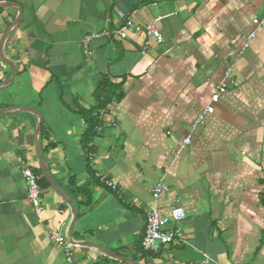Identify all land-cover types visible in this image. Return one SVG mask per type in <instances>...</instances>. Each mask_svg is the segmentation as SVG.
Masks as SVG:
<instances>
[{"label": "crops", "instance_id": "crops-1", "mask_svg": "<svg viewBox=\"0 0 264 264\" xmlns=\"http://www.w3.org/2000/svg\"><path fill=\"white\" fill-rule=\"evenodd\" d=\"M0 4L15 5L0 8V38L18 20L3 49L13 78L0 61V84L11 80L0 90V264H123L85 243L135 264H200L202 255L211 264H264V30L252 25L264 20V0ZM127 18L153 25L163 42L131 29L122 40L103 36ZM86 36L98 37L83 45ZM228 67L237 86L227 82L213 114L192 129ZM102 78L121 84L110 115L94 98ZM23 109L41 117L42 162L77 211L71 233V211L38 166L39 120ZM89 110L100 126L86 136L80 111ZM24 168L41 192L38 215ZM160 182L169 190L155 201ZM175 206L184 210L185 245L145 254V213ZM50 230L71 245L68 259Z\"/></svg>", "mask_w": 264, "mask_h": 264}, {"label": "built area", "instance_id": "built-area-1", "mask_svg": "<svg viewBox=\"0 0 264 264\" xmlns=\"http://www.w3.org/2000/svg\"><path fill=\"white\" fill-rule=\"evenodd\" d=\"M161 19L162 17L157 18V20ZM252 25L264 30V20L253 19ZM130 29L133 30L135 34L143 32L144 36L149 41L153 40L157 44H161L163 42L161 35L153 25H146L143 27L134 26L129 18L124 20V24L119 30L113 32L112 34H103V36L112 35L115 38L122 40L126 38ZM97 37L98 36H86L83 38L82 44L86 45L91 39ZM254 37V33H250L246 37L242 51L248 48L249 43L254 39ZM144 45L146 47L148 43H145ZM231 78L232 71L231 68L228 67L224 71L223 82L215 87L214 92L210 97L209 104L206 105L200 114L195 118L191 126L192 129H196L197 127L203 125L205 119L213 114L214 105L218 103L219 97L226 93L227 82H229L233 87L237 86ZM115 105V102L108 104L105 109V114L110 115ZM111 125L114 126L113 123ZM189 145V139H184L179 148V152L185 150ZM22 178L25 184L27 201L32 207L34 213L38 215L42 212V206L40 204L41 192L37 185L35 174L30 168H24L22 171ZM168 190V187L164 183L160 182L151 189V196L155 201H157L162 195L167 193ZM184 219L185 214L181 206H175L168 214H162L157 210L147 211L145 213L144 231L140 244L142 251L149 254H158L166 247H181L185 245V237L181 229V224ZM48 236L50 242L59 248L64 257L68 259L70 257L71 245L67 243L66 239L55 230H50ZM202 257L203 258L200 264H211L207 256L202 255Z\"/></svg>", "mask_w": 264, "mask_h": 264}, {"label": "water", "instance_id": "water-1", "mask_svg": "<svg viewBox=\"0 0 264 264\" xmlns=\"http://www.w3.org/2000/svg\"><path fill=\"white\" fill-rule=\"evenodd\" d=\"M12 7L15 8V5L14 4H0V8H3V9H5V8H12ZM18 13H20V10H18ZM17 21L18 20L15 19L14 22L6 30V32L4 33V35L0 38V61L12 72V78L15 75V70H14L11 62L8 61L4 57V55H3V49H4V43H5L8 35L15 29V27H16V25L18 23ZM7 82H11V80H8V81L0 84V90L5 89L7 87V84H8ZM12 109H15V108H12ZM4 111H7V110H4ZM23 111L31 112V113L35 114L37 116L38 120H39L38 125H37L36 130H35V141H36L35 142V151H36V154H37L38 166H39L40 170L42 171L43 176L45 177V179L47 180V182L51 186V188L61 198V200H63V202L68 206V208L71 211L72 220H71V226L69 228L70 229V233H71V230L73 228V225H74V223L76 222V219H77V211H76L75 207L73 206V204L70 202V200L56 188L55 184L53 183V181H52V179L50 177V174L48 173V170L46 169V167L44 166V164L42 162V157H41L40 151H39V131H40L41 117L34 110L23 109ZM69 237H70V235H69ZM69 239H71V238H69ZM83 245H87V246L93 247V248L97 249L98 251H100L101 253H103L105 256H107L109 258H112V259H115V260L119 261L120 263H123V264H135V263H133V262H131V261L125 259V258H122L120 256H117V255H115V254H113V253H111V252H109L107 250H104V249H102V248H100L98 246H95L93 244L85 243Z\"/></svg>", "mask_w": 264, "mask_h": 264}, {"label": "trees", "instance_id": "trees-1", "mask_svg": "<svg viewBox=\"0 0 264 264\" xmlns=\"http://www.w3.org/2000/svg\"><path fill=\"white\" fill-rule=\"evenodd\" d=\"M94 98L98 103V110H104L106 106L112 102H120V100L122 99L121 84H114L111 83L108 79L102 78L96 85ZM80 115L84 119L88 127L86 136H88L89 134H93L95 128L100 126V122L98 121V119L91 116V110H89L88 112L80 111ZM85 140L86 138L84 139V141Z\"/></svg>", "mask_w": 264, "mask_h": 264}, {"label": "rangeland", "instance_id": "rangeland-1", "mask_svg": "<svg viewBox=\"0 0 264 264\" xmlns=\"http://www.w3.org/2000/svg\"><path fill=\"white\" fill-rule=\"evenodd\" d=\"M0 77H2V75L0 74Z\"/></svg>", "mask_w": 264, "mask_h": 264}]
</instances>
